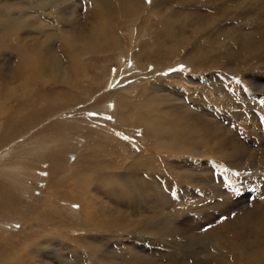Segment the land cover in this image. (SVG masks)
I'll return each mask as SVG.
<instances>
[{"label": "rangeland", "instance_id": "1", "mask_svg": "<svg viewBox=\"0 0 264 264\" xmlns=\"http://www.w3.org/2000/svg\"><path fill=\"white\" fill-rule=\"evenodd\" d=\"M120 2L0 0V98L11 100L0 108V168H13L1 162L32 143L43 158L26 161L25 191L0 205V233L24 232L27 244L18 250L5 237L3 264H212L225 229L238 249L242 241L264 249V0H139L137 13ZM106 5L114 18L93 36L100 48L74 54L71 67L59 42L82 30L91 37L86 16ZM106 34L120 47L102 46ZM48 51L56 65L47 68ZM36 55L45 69L31 79ZM141 87L154 99L143 101L142 118L162 110L161 100L162 118L196 134L197 147L157 148L130 107L128 127L118 128L113 92L136 96ZM223 246L227 257L233 248Z\"/></svg>", "mask_w": 264, "mask_h": 264}, {"label": "bare ground", "instance_id": "2", "mask_svg": "<svg viewBox=\"0 0 264 264\" xmlns=\"http://www.w3.org/2000/svg\"><path fill=\"white\" fill-rule=\"evenodd\" d=\"M54 1V0H53ZM91 1V0H90ZM110 1V0H109ZM64 2V1H63ZM94 2V1H93ZM105 2V1H104ZM114 2H116V1H114ZM56 4H57V2H55ZM95 3V2H94ZM97 3V2H96ZM95 3V4H96ZM101 3H103V2H101ZM106 3V2H105ZM127 4H129V6L131 5V8H133L132 10V12L131 13H137V12H139V10H140V2H139V0H133L132 1V3L130 4V2L129 1H127V0H121V2H120V5H121V7H122V5L123 6H125V5H127ZM64 5H65V3H64ZM93 5V4H92ZM103 5H105V4H103ZM116 5V4H115ZM97 6H98V4H97ZM108 5H106V10H105V8H102V7H91V11L89 12V14L86 16V19L88 20V19H90V23H91V25H92V27H91V29L90 28H88L89 27V22H87L86 23V25H88V29H90L89 30V33H91V37H89L88 38V36L86 37V35H83V34H85V30H82V32L79 34V35H73L74 37H70L69 39L67 38V40L65 39H63V37H62V39H61V41L59 42V46L57 47V53H58V51L61 53V57H66L67 59H69V62H70V66L71 67H73V58H71L74 54H79L78 56L80 57L81 56V54L83 53L84 54V51L85 50H87L88 48H93V49H91V50H96V49H99L100 48V46H99V44H98V42H96L95 40H94V35H96V37H98L99 36V32L97 31V29L98 28H100V23H101V21L102 20H105V19H111L110 20V24H111V21H113V12H111L110 11V8L109 7H107ZM111 6V5H110ZM118 6V5H117ZM116 6V7H117ZM11 7H12V5H11ZM114 7V6H113ZM6 8V7H5ZM52 8V7H51ZM141 8H143V6L141 7ZM64 9V8H63ZM56 10V9H55ZM112 13V14H111ZM110 14V15H109ZM63 25H64V23H62ZM61 24V25H62ZM116 25V22H113V25ZM112 25V24H111ZM117 26V25H116ZM115 27V26H114ZM169 27V26H168ZM22 29V28H21ZM85 29V28H84ZM25 30V29H24ZM74 32H75V30H74ZM48 33V32H47ZM73 34V33H72ZM75 34V33H74ZM83 35V36H82ZM89 35V34H88ZM65 37H66V35H65ZM69 37V36H68ZM102 40H103V45L102 46H107L108 47V43L110 42V44H109V47H113V46H115V45H119V47H120V39L118 40V38L117 37H115V38H110L109 37V35L108 34H106V36H103V38H102ZM59 41V40H58ZM90 42L91 43V46H88L89 45V43L87 44V42ZM151 47L153 48L154 47V45H151ZM0 48H1V46H0ZM95 48V49H94ZM94 52V51H93ZM53 53V52H52ZM45 56H44V60H47L46 61V63H45V65L43 64V66L44 67H47L48 68V64H50V65H56V61H53V59H54V57L53 56H51L50 55V52L48 51V52H45ZM134 55V54H133ZM84 56V55H83ZM82 56V57H83ZM37 57V55L35 56V57H33V58H31L30 59V63H31V65L32 66H34L35 68H36V70L37 71H34L32 74H31V79L33 78V77H35L36 75H38V74H40V73H42L41 71L42 70H44L45 68L44 67H42L41 69L42 70H40L38 67H37V63H39V61H37L36 58ZM70 57V58H69ZM75 57V56H74ZM139 57H140V54H138V55H134V58H135V60L136 59H138L139 60ZM58 58V57H57ZM25 59V58H24ZM13 62H14V60H13ZM139 62V61H138ZM6 63V62H5ZM16 63H18V61L17 62H15V65H16ZM3 64H4V62H3ZM5 65V64H4ZM11 65V64H10ZM13 65V64H12ZM17 65H19V64H17ZM21 66L22 67H24V66H26V63L23 61V63L21 64ZM75 66H76V63H75ZM68 67L69 66H67V69H68ZM71 67H69V70H70V72L71 73H73V68H71ZM11 69V68H10ZM52 69V68H51ZM79 69V68H78ZM78 69H76V67H75V71H76V74H74V75H72V79H76V78H78L79 77V75L78 74H80V71L78 70ZM12 71V75L11 76H13V75H16L17 74V70L16 69H14V70H11ZM74 71V72H75ZM20 73H21V70H19L18 71V74L17 75H20ZM71 73H70V75H71ZM84 73V72H83ZM85 74V73H84ZM83 74V75H84ZM22 75V74H21ZM81 75V74H80ZM52 76H55V77H57L58 75H57V72L55 71L53 74H52ZM85 76V75H84ZM15 77V76H14ZM22 77V76H21ZM20 78V77H19ZM39 78V77H38ZM52 78V77H51ZM50 78V79H51ZM79 79V78H78ZM12 80L13 81H15L14 79H13V77H12ZM42 80V79H41ZM44 80V79H43ZM26 81H27V79H26ZM38 82H40V80L38 79ZM95 82V81H94ZM42 83H43V81H42ZM57 83V82H56ZM31 84H32V81L30 82H28V85L29 86H31ZM149 85V84H148ZM62 86H67V87H73L74 86V83L73 82H68L67 84H65V85H62ZM143 86V85H142ZM146 88H147V86H145ZM8 88H10V87H8ZM66 88V87H65ZM75 87H73V89H74ZM77 88V87H76ZM76 88H75V90H76ZM150 88V87H149ZM67 89V88H66ZM33 90V89H32ZM69 90H71V89H69ZM146 90H149V89H144V87L142 88L141 87V89H140V92L136 95V96H133V95H131V94H129V93H127V89H125V94H122V95H118V92L117 93H115V91L113 92L114 93V97L116 98V101L117 100H121L120 102H117L116 104H115V108L117 109V113H118V115H117V120H119L120 122L118 123V128L120 129V130H122V129H126L128 126H127V124H126V121L128 120H126V109L127 108H131V109H134V110H136V111H138V114H137V118H138V120L140 121V122H142V126H144V134H145V136H146V138H149L150 139V137L149 136H151V138H154L155 140H153V142H155V146L158 148H160V147H164V145H165V140H167V141H170L171 142V147L172 148H176V142H180V143H182V144H188L189 146H191V147H197V144H198V142H199V139H197L198 138V136L196 135V134H190V132H189V130L187 129V127H183L182 129H175V127L173 126V125H171L170 123H166V120L164 119V118H162V116H161V111L162 110H164L165 109V106H164V103L163 102H161V100H156V101H158L157 102V106L156 107H158V108H161L162 110H159V111H157V113H159V114H157V113H154V115H153V113H151V112H147V113H145V114H147V115H151L152 117L150 118V117H146L145 119H144V117L142 118V116H141V114H139V110L138 109H140V107H143V101L144 100H146V99H148V101H154V99H150V94H146L145 92H146ZM152 90V89H151ZM154 90H155V88H154ZM32 92V91H31ZM132 92V91H131ZM148 92V91H147ZM151 92V91H150ZM30 94H32V93H30ZM27 95V94H26ZM33 97V96H32ZM152 97V96H151ZM9 98H0V100H2L1 102H0V104L2 105V106H0V108L1 107H3V106H6V103H11V100H8ZM148 101H145V102H148ZM154 103V102H153ZM28 104V103H27ZM138 104V105H137ZM152 104V103H151ZM150 104V105H151ZM117 105H122V106H124V108H119V106H117ZM147 105L149 106V102L147 103ZM106 107V108H105ZM104 107V110L106 111V112H108L109 111V106H105ZM164 109H163V108ZM4 108V107H3ZM151 108V107H150ZM147 109V108H146ZM153 109H155V106H154V108ZM103 110V109H102ZM155 112H156V110H155ZM156 115H160L159 117H156ZM135 116V115H134ZM143 116H144V114H143ZM126 120V121H125ZM38 125V124H37ZM66 127V126H65ZM130 127V126H129ZM66 128H68V127H66ZM207 130H210V128L208 127V129ZM107 137V136H106ZM159 137H161L160 139H156V138H159ZM110 138V137H109ZM148 154V153H147ZM196 155V154H195ZM149 156V155H148ZM148 156L146 155V154H144V153H141L140 155H139V157H140V160L141 161H144L145 159H147L148 158ZM150 157V156H149ZM100 161V160H99ZM81 162H83V157L81 158ZM85 162V161H84ZM87 162V161H86ZM140 163V162H139ZM186 163H195V161L194 160H190V159H188V160H186ZM82 164V163H81ZM199 164H200V162H199ZM198 166V165H197ZM132 169V168H131ZM132 171V170H131ZM105 180V179H104ZM106 182H107V180H106ZM141 183V182H140ZM50 187V186H49ZM58 190H60V189H58ZM60 192V191H59ZM47 193V192H46ZM46 193H44V194H42L40 197H43V196H45L46 195ZM61 193V192H60ZM100 193V192H99ZM47 198V197H46ZM63 201V200H62ZM5 204V206H6V204L7 203H4ZM4 204H2V205H4ZM42 205V204H41ZM40 205V206H41ZM43 207V206H42ZM34 209H36V208H34ZM78 211V210H77ZM33 214V213H32ZM46 214V213H45ZM53 215V214H52ZM35 216V215H34ZM261 217V216H260ZM34 219V218H33ZM33 219H32V217H29L28 218V221H26V223H25V225L28 223V222H30L31 223V221H33ZM58 219H60V218H58ZM247 219V217L243 220V222H245V224H246V222H248L249 223V221H245ZM260 219V222L262 221V217L261 218H259ZM42 220V219H41ZM52 220V219H51ZM61 222V221H60ZM46 223V222H45ZM36 224V223H35ZM47 224V223H46ZM245 224L244 225H242L243 226V228L245 229H243V228H241V229H243L244 230V234H246V232H248V233H250V235L251 234H253L251 231H249L248 230V228H247V225L245 226ZM24 225V227L26 228V226ZM32 225V224H31ZM33 226V225H32ZM36 227V226H35ZM241 227V226H240ZM37 229V228H36ZM41 229V228H40ZM34 230V229H33ZM239 230H240V228H239ZM23 231H25V229L23 230ZM39 232V231H38ZM254 232V231H253ZM256 232V231H255ZM2 233V232H1ZM0 233V235H2L1 236V242H0V244H4V241H5V237H11V238H13V239H15L16 241L15 242H17V243H15V245L17 244L18 245V250L21 248V247H24L25 245H27V244H24V239H23V237H22V234H24V232H21V233H18V232H15V233H13V231H12V233L9 235H7L6 236V234L5 233H2L1 234ZM6 233H10L8 230H7V232ZM37 233V232H36ZM35 233V234H36ZM40 233V232H39ZM41 233H44V232H41ZM4 234V235H3ZM231 234L232 233H230L229 231H227L226 229L221 233V235H220V237H219V243L216 245V246H214V247H212V249H210V251H211V254L213 255V258H214V260H213V262H212V264H238L239 262H242V261H245L246 263L245 264H247V263H250V264H256L257 262H259L261 259H263L264 258V249H259V248H257V247H255L253 244H251V245H247V243L245 242V241H242L241 243H242V247L240 248V249H238V245L236 244V242L234 241V240H232L231 238H230V236H231ZM40 240V239H39ZM57 240V239H56ZM38 241V240H37ZM50 241V240H49ZM61 241V240H60ZM8 242V241H7ZM11 242V241H10ZM36 242V241H35ZM41 242V241H40ZM62 243H64L63 241H61ZM252 242H259V243H262L261 241H260V239H258V238H256V239H253L252 240ZM36 243H38V242H36ZM62 243H58V245L60 246V245H63ZM221 245H222V247H224L223 245H226V246H230V247H232L233 249L230 251L229 250V254H227V257L226 256H224L223 254H222V252H221V250H220V248H221ZM57 246V245H56ZM6 247V246H5ZM4 248V247H3ZM44 251L45 252H47L48 250H50V248H48V246H47V244H44ZM252 248H257L258 250H256L255 252H252ZM224 249V248H223ZM240 250V251H239ZM241 250H243V251H241ZM222 251H224V250H222ZM219 253H221V254H219ZM209 258V257H208ZM212 258V257H211ZM232 258V259H231ZM11 259V258H10ZM17 260V261H16ZM209 260H210V258H209ZM226 260H227V262H226ZM2 261V259H0V264H3V262H1ZM20 261H19V259H11L10 260V263L11 264H17V263H19ZM207 262V261H206ZM30 264V263H29Z\"/></svg>", "mask_w": 264, "mask_h": 264}, {"label": "crops", "instance_id": "3", "mask_svg": "<svg viewBox=\"0 0 264 264\" xmlns=\"http://www.w3.org/2000/svg\"><path fill=\"white\" fill-rule=\"evenodd\" d=\"M0 106H2V105L0 104ZM63 130L64 131L67 130L66 132H68V129L65 126H62L61 132ZM64 137L66 138L67 141L70 140L72 142V140L76 136H71V137L64 136ZM41 151H42L41 146L38 149V145L32 143L31 144V149L24 151L22 153V156H21V154L18 155V156H16L15 153L16 154H18V153L17 152H14V153H12L10 155L11 157L5 158L3 160V162H1V163H4V164L6 163L8 165H11V167H13V168L6 169V171H3L0 168V170H2V171H0V182L3 181V182H5L7 184L6 185V184H1L0 183V197L2 198V196H3V199H2L3 200V203H2V201H0V203H1L0 205H2L4 203H7L8 201H10V200H7V198H5V197L6 196H11V191L13 193L15 192V190H17L18 192L20 191L21 193H23V191H25L23 189L22 185H21L22 184L21 183L22 179H25V177H27V175H25V173H24L25 166H26L25 163H26V161L31 160V159H33V160H36V159L43 160V158H39V156H38V152H41ZM26 152H27V154H26ZM75 158H76L75 161L76 162H79L80 155H76ZM14 161H18V162H20V164H15V163H13ZM11 163H13V164H11Z\"/></svg>", "mask_w": 264, "mask_h": 264}]
</instances>
